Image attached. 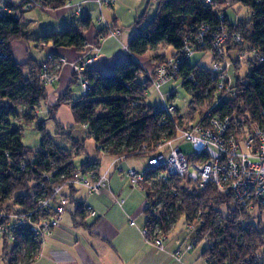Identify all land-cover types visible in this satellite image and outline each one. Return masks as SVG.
Returning <instances> with one entry per match:
<instances>
[{
	"label": "trees",
	"instance_id": "trees-1",
	"mask_svg": "<svg viewBox=\"0 0 264 264\" xmlns=\"http://www.w3.org/2000/svg\"><path fill=\"white\" fill-rule=\"evenodd\" d=\"M43 1L48 8L42 9L46 10L62 8L68 0ZM150 1L157 3L155 15L144 25L143 17L135 22L137 29L127 44L130 55L114 66L112 73H100L89 67L85 71L89 90L76 101H70L69 91L65 92L49 111V118L54 119L60 104H69L75 124L88 129L89 136L95 139L96 150L124 160L146 158L156 151L161 140H171L176 133L171 116L145 103L146 88L152 84L138 57L158 44L171 46L176 54L185 43L195 47L194 54L200 53L201 56L210 52L213 55L211 38L224 25L228 31L242 28L244 45L258 49L264 58V0H231L230 5L238 2L249 10L248 18L234 23L223 13V6L218 8L225 0H212L210 4L205 0ZM22 5V2L8 0L3 6L11 11H0V210L6 207L34 208L39 196L43 192L49 193L51 188L50 181L47 182L43 175L50 174L51 180L57 182L61 175L71 176L78 167L96 171L100 167L96 159H87L78 167L73 163L75 156L85 152V140L74 139L71 130L67 131L59 123L56 124L57 130L66 136L69 148L52 141L44 130V122L36 125L41 133L40 148L33 150L21 142L22 131L15 122L35 121V107L47 98L46 85L39 80L43 63L29 59L25 64H19L12 53L15 41L29 40L28 32L23 29ZM17 10H20L19 16L14 14ZM92 20L88 14L73 19L61 31L45 33L35 41L51 42L54 48L80 49L86 43L85 32ZM201 25H206L208 31L199 45L196 36ZM114 27L99 29L97 35L106 36ZM232 53L227 46L225 57L234 61ZM194 54L180 65L179 74L194 103L202 105L211 97L214 81L210 78V68L190 62ZM58 56V53L51 54L44 62L58 60ZM26 66L30 68L28 74L24 73ZM241 68L238 62L233 63L231 88L236 91V97L219 102L213 112L228 115L234 124L257 122L264 125V61L248 68L250 70L245 75H241ZM188 76H192L191 80L187 79ZM170 99L173 100V96ZM164 119L166 122L162 124L160 121ZM176 121L182 125L180 117ZM143 146L147 149L144 150ZM154 173L157 172L151 173L152 177ZM169 181V184L154 182L149 188L150 198H156L154 203L161 206L145 224L150 233L157 229L168 234L181 218L194 220L201 211L203 226L194 237L197 241L208 238L212 242L210 248L205 247L201 254L208 264H264V226L243 225L242 215L246 213L238 210L230 197L218 194L212 187L195 189L190 182L186 184L175 176ZM72 190L66 193L69 200H73ZM83 206L76 204L78 213H84ZM221 206L227 207L231 214L222 213ZM17 232L16 248L8 264H29L38 255L41 245L31 232L21 228Z\"/></svg>",
	"mask_w": 264,
	"mask_h": 264
},
{
	"label": "built area",
	"instance_id": "built-area-1",
	"mask_svg": "<svg viewBox=\"0 0 264 264\" xmlns=\"http://www.w3.org/2000/svg\"><path fill=\"white\" fill-rule=\"evenodd\" d=\"M6 1L8 0H0V11L10 12V9L7 10L3 6V2ZM10 1L22 2L24 11L48 8L43 0ZM211 1L205 0V3L210 4ZM96 3L109 7L114 4V0H96ZM64 6L73 7L69 1ZM219 17L222 19L221 16ZM207 31L206 25H201L197 29L196 40L199 45L203 43L202 40ZM244 34L245 32L240 27L228 31L224 25L213 34L210 41L213 55H216L213 58V68L210 71V78L214 81V91L210 97L213 103L197 123L193 121L188 126L177 124L174 116L179 113H177L173 100L170 97L166 98L160 91V87L169 81L184 80L179 74V67L194 54L195 47L185 43L179 52L168 60L157 64L152 72H148L152 87L155 91L160 92L162 104L159 108L174 120L176 133L171 140H161L155 147L156 151L146 156L147 168L143 172L131 168L126 171L129 183L145 194L141 212L145 224L152 215L155 216L161 209L160 204L154 203L156 198H150L149 188L154 182L169 184V180L173 176L190 182L195 189L205 190L207 187H212L218 194L230 197L238 210L249 216L264 218V125L260 126L257 122H252L248 130L243 123L234 124L235 122L233 123L228 115L221 116L219 113L213 112L219 102L235 98L237 95L236 91L231 88L232 77L228 72L229 69H232L233 63L236 61L252 68L264 61L258 49L244 45ZM118 35V30L111 29L106 36L100 35L96 44H84L82 50L86 51L87 55L78 63L71 65V72L76 79L80 80L83 94L90 88L85 71L96 59V55L100 51V41L110 36L117 38ZM227 46H230L233 52L234 61L225 57ZM58 62V68L67 63L64 59H59ZM55 78L56 74L50 72L48 65L44 63L39 73L40 82L43 85L51 84ZM191 78L192 76L187 77L189 80ZM160 122L164 124L166 120ZM177 138L185 139L193 147V154L190 157L175 144ZM142 148L147 149L145 146ZM23 168L25 167L23 166ZM155 171L157 173H154V177H152L151 173ZM43 177L47 179V182L50 181L51 188L49 193L43 192L39 196L34 208L24 210L19 207H6L0 210V243L8 245L12 250L11 254L16 248L18 229L31 232L35 241L41 245L43 240L51 235L52 230L61 225V218L69 203V197L65 191L68 193L72 188L84 187L88 196H95L109 186L108 172L100 173L99 169L96 171L78 167L71 173V176L61 175L57 182L51 180L50 174L43 175ZM123 203L124 199L116 200V204L119 206H122ZM83 207L88 216H96V210L90 204L85 202ZM200 212L194 220L187 221L185 218H181L185 230L190 235H197L198 229L203 226V213ZM145 224L141 228V235L145 241L156 249L165 251L164 241L175 225L168 234H162L157 229L150 233ZM129 225L136 226L134 219H130ZM203 240L206 242L205 247L210 248L212 242L208 238H203ZM197 244V240H189L183 247H178L171 256L175 260L179 259L183 253L193 251ZM29 264H32V261ZM206 264L208 263L206 262Z\"/></svg>",
	"mask_w": 264,
	"mask_h": 264
},
{
	"label": "crops",
	"instance_id": "crops-1",
	"mask_svg": "<svg viewBox=\"0 0 264 264\" xmlns=\"http://www.w3.org/2000/svg\"><path fill=\"white\" fill-rule=\"evenodd\" d=\"M68 1L73 7L64 6L62 8L43 10L50 13L47 14V17L56 20L55 25L52 27L53 29H50L52 31L43 29L35 38H31L30 36L29 25L25 23L27 19L24 18L26 11H24L22 15L23 29L28 32L29 40L35 41L45 33L61 31L73 19L76 20V18L87 14L93 18L92 13L95 12L98 15L99 12V17L101 18L98 19L97 23L100 24L96 27L92 20V25L85 32V38H87L85 44H96L100 36L97 35L98 30L110 27L111 25L115 26L114 29L119 31V35L117 38L110 36L100 41V51L97 53L96 59L90 68L100 73H112L114 66L130 55L127 44L133 37L132 35L137 27L135 26V28L127 30L125 26L120 25L121 17L119 12L122 3L114 8L115 3L109 7H104L97 4L96 0ZM114 2L116 1L114 0ZM136 2L139 5L131 13L133 18H137L144 3L148 2L147 5L151 3L150 0H135L134 3ZM140 4H142V7ZM14 14L15 16H19L20 10H17ZM28 21L30 22V20ZM29 40H19L12 44V53H14V57L19 64H25L29 59L36 61L29 56L27 49L24 50L26 52L25 57L23 59L21 57V60L17 59L15 49L18 47L22 49L24 45L29 47ZM23 42L26 44H23ZM36 42L35 44L39 49L48 50V55L44 59L36 61L37 63H46L44 61L50 59V55L54 53H58L59 59H64L67 62L59 68L57 67L59 59L46 63L49 71L56 74L55 80L51 84L46 85V96L47 98H59L65 92L71 91L72 80H75L74 74L71 72V65L83 59L87 55L86 51L82 50V48L75 49L73 47L54 48L51 42ZM164 46V44H158L155 49L147 51L145 55L150 52L153 54V57L159 56L163 58L162 60L168 59L169 56L165 57L162 54ZM151 67L153 68L154 65L146 70L151 71ZM29 72L30 68L26 66L24 73L28 74ZM48 88L49 90H47ZM164 96L166 98L170 96L174 97L173 93L164 94ZM51 106L48 104L46 106L48 113ZM59 108L54 114L55 121L57 120ZM39 113L40 109L37 106L34 111L35 118H37ZM57 123L60 124L59 121H56ZM61 127L64 128L62 125ZM98 155L102 157L109 156L102 153H98ZM110 157L113 159V163L124 160ZM97 161L100 162L99 172H108L109 174V186L95 196H88L87 190L84 187L73 188L71 195L73 200H69L66 206L67 210L61 218V225L53 229L51 235L43 240L38 252L39 255L34 259L32 264H206L205 258L201 256L202 252L199 258L185 257V253L176 260L171 256V254L176 252L178 247H183V244L181 245L182 241L178 237L172 236L173 238L170 239L169 234L174 230L167 235V239L164 241L165 251H160L148 244L141 235V228L145 224L144 217L141 215V204L144 202L145 194H138L136 190H139L129 183L126 171L130 167H127V169H112V165H109L102 168L101 161L99 159ZM66 193L67 191H65ZM141 195L142 202L140 201ZM118 199H124L122 206L116 204V200ZM85 202L96 210L95 217H90L85 212L82 214L78 213L76 204H84ZM141 216L143 219H141ZM131 218L134 219L135 224L138 221V226L129 225ZM139 220H141L140 223ZM1 246L5 245L0 243V248L2 249ZM1 254L3 255V253ZM4 264H8L6 259L4 260Z\"/></svg>",
	"mask_w": 264,
	"mask_h": 264
},
{
	"label": "rangeland",
	"instance_id": "rangeland-1",
	"mask_svg": "<svg viewBox=\"0 0 264 264\" xmlns=\"http://www.w3.org/2000/svg\"><path fill=\"white\" fill-rule=\"evenodd\" d=\"M116 2L115 5L113 6L114 8L117 7V5H119L120 3H122V7L121 10L119 12L120 17H121V21H120V25L125 26L127 30H131L133 28H135L136 25H134L135 22H137L141 17H143L144 21L142 23V25H144V23L146 21L151 20L154 15H155V8L157 3L156 2H152L149 3L147 5L148 2L141 5V11L139 12V15L137 16V18H133L132 16V11H134L139 4L134 3L135 0H115ZM232 3L231 0H225V2H222L221 5H219L218 8H223V13L227 16L228 20L231 23L236 22L237 20H243L245 18H248L249 16V10L244 6H242L240 3L236 2L233 5H230ZM226 4V5H225ZM105 7V6H104ZM47 10V9H46ZM94 13V14H93ZM92 13L93 16V23L97 26H99L100 23L98 22V19H100L101 17H99V12L98 15L95 14V12ZM47 14H50L46 11L40 10V9H32L31 11H26L24 14V18L27 19L26 20V24L29 25V30L31 33V38H35L40 32H42L43 29H48V31H52L50 29H53L52 27H54L55 25V21L56 20H52L50 17H47ZM98 17V18H97ZM30 20V22L28 21ZM130 27V28H129ZM137 27V26H136ZM29 47H27L26 45H24L22 47V49H20L19 47L15 49V52L17 53V59L21 60L23 59V57H25L26 52H24L25 49L28 50V54L30 57L34 58L36 61L40 60V59H44V57L46 55H48V50H42L39 49L38 46L35 44L37 43L36 41H30L29 40ZM23 44H26L23 42ZM153 50V49H152ZM151 50V51H152ZM149 51V50H148ZM174 52L173 48L171 46H164V51L162 52V54H164L165 57L171 58V54ZM152 53H147L144 56L138 57V59H140V62L142 64V66H144L145 71L147 72H152V70H155V67H157V64L162 63L164 61H162L163 58L156 56L153 57ZM171 55V56H170ZM22 57V58H21ZM21 58V59H20ZM168 58V59H169ZM167 59V60H168ZM162 61V62H161ZM166 61V60H165ZM191 63H199L200 66H204L207 68H213L212 67V63H213V55L210 52H205L204 54H202L200 56V53H195L191 59H190ZM154 65V67L150 68L151 71L146 70L148 69L150 66ZM242 66L240 73L241 75H245L250 69H248V66L244 65V64H240ZM230 77L232 76V69L228 70ZM144 78V77H143ZM139 79L142 81V76H139ZM71 91H69V97H70V101H76L77 99H79V97L82 94V87L80 84V80L76 79L75 81L72 80L71 83ZM49 90V88L47 89ZM160 91L163 94H169V93H173L174 97H173V102L175 104V107L177 108V111L179 113V115L177 114L176 116H174L175 119H177V117L181 118V126H188L189 123H193V121L195 123H197V121L199 120L200 117H202L205 113L206 110H208L213 103V100L209 98L205 99L202 105H198L196 103H194L193 101V96L190 94V92L188 90L185 89V87L182 85V81H169L166 84H163L160 87ZM146 95H145V103L148 104L149 106L153 107V108H157L159 109V107L161 106V97H160V93L156 92L155 89L152 86H149L148 88H146ZM58 102V97L54 98V97H49L46 100H43L39 105L38 108L40 109V113L38 114L37 118H35V121L31 122V123H27V122H21V123H17L15 122L16 127H18L20 129V131H22V140L21 142L23 143L24 147L26 146L27 148L33 149V150H37L38 148H40V144H41V133L39 130H37L36 125L39 122H44V130L46 131V134L52 139V141H54V143H56L57 145H61L65 148H69V142L65 140L66 136L61 135V133H59V130H57L56 127V121L60 122V124L64 127V129H66L67 131L72 132L71 136L74 139L77 140H85L84 146H85V151L84 153H82L81 155L75 156L73 158V163L78 167L80 166L83 162H85L87 159L90 161L93 160H97L99 159V161H101L102 164V168H105L106 166L112 165V169H127V167H130L132 169H134L135 171H144L147 168V160L144 156H140V157H130L127 158L126 160H122V162H118L116 161V163H113V159L110 156H99L98 155V150H96V143H95V139L91 138L88 134V129L86 127H84L83 125H76L75 122L73 121L72 118V113H71V107H69V104L66 105L65 103H61L60 104V108L58 111V115H57V120L55 121L54 119H50V114L47 111V104L48 105H54ZM244 125H246V128H250L252 123H243ZM72 126V127H70ZM175 144L178 145L183 151L184 153L190 157L193 154V147L190 145V143L188 141H186L185 139H181V138H177L175 140ZM185 183L187 184V181L184 180ZM136 192L138 194H144L142 193V191H137ZM143 199H144V195H143ZM141 202L142 200V195H141ZM9 204H12V202H10ZM143 204V203H142ZM141 204V205H142ZM10 208V207H9ZM141 209H143V205L141 206ZM221 212L226 214H231V212L229 210H227V207L225 206H221L220 207ZM142 215V213H141ZM253 215V214H252ZM144 217V216H143ZM143 217L141 216V219H143ZM141 222V220H139V223ZM138 221L136 222V225L138 226ZM241 223L243 225L247 224V223H252L253 225H256L258 227L260 226H264V218H257L254 216H249L248 214H243L242 215V220ZM174 231L169 234L170 239L173 238L172 236L178 237L182 243L181 245L189 240H194L196 241L197 238L194 237L193 234H189V232L187 230H185L184 225H183V220H179L176 224L175 227L173 229ZM180 241V242H181ZM206 246V242L204 240L198 241V244L196 246V248L191 251V252H187V253H183L185 255V257H196L199 258V255L201 254V252L205 249ZM2 247V246H1ZM167 250V249H166ZM12 250L10 249V247L7 246H3L2 249L0 248V255H2L1 253H3L2 256H0V264H4V260L6 259L8 261V259L10 258V254H11ZM3 257V259H1ZM201 258V257H200ZM204 261V260H203ZM204 263V262H203Z\"/></svg>",
	"mask_w": 264,
	"mask_h": 264
}]
</instances>
